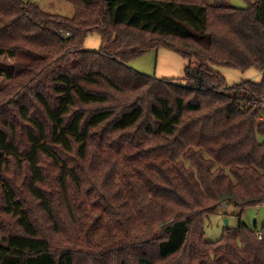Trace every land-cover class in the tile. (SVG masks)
<instances>
[{"label": "trees", "instance_id": "16d2710c", "mask_svg": "<svg viewBox=\"0 0 264 264\" xmlns=\"http://www.w3.org/2000/svg\"><path fill=\"white\" fill-rule=\"evenodd\" d=\"M65 1L71 19L0 0V56L17 63L0 209L22 229L0 235V264H264V225L241 219L264 207V79L229 87L219 70L264 71V0ZM161 48L187 61L184 84L131 67ZM227 207L238 228L208 241L204 220Z\"/></svg>", "mask_w": 264, "mask_h": 264}, {"label": "rangeland", "instance_id": "374dc122", "mask_svg": "<svg viewBox=\"0 0 264 264\" xmlns=\"http://www.w3.org/2000/svg\"><path fill=\"white\" fill-rule=\"evenodd\" d=\"M23 1H32L41 6L46 12L51 14L61 15L67 18H73L75 11L74 7L66 2L65 0H23ZM251 2H256L257 0H250ZM226 5L237 7V8H246V0H228L225 2ZM102 47V38L101 35L94 33L90 34L85 41V48L90 51H99ZM25 59V57H22ZM16 61L14 58L7 55L0 56V91L10 84L11 80L8 77V74H13ZM188 65L179 54L169 51L167 49L161 48L158 51L154 50L149 53H146L131 64V67L134 70H137L141 73L146 74L147 76L157 78L160 80L174 79L179 84H184L185 77V68ZM222 70V69H221ZM224 76L227 79L229 87H233L236 84H240L244 81H253L260 82L264 79V71L260 72L257 69H251L246 72L225 68L222 70ZM9 100L2 101L0 99V111H12L15 113V108L7 105ZM16 114V113H15ZM261 117L264 119V106L261 111ZM17 165H13L12 169L6 176L15 179V185L23 193L27 187L28 180L26 179L24 173L19 172ZM24 197H29L25 195ZM94 198V197H93ZM93 198H91L93 201ZM37 202L33 201L30 211L33 215L35 225L39 228V218L44 220V217L40 213V209L37 207ZM240 210L235 207H227L225 210H220L218 215L211 216L204 220V227L206 232V239L211 242H216L222 238L225 229L232 228L237 229L239 226V215ZM226 214V215H225ZM40 215V217H39ZM12 214H4L0 209V235L3 231L9 233H19L22 229L19 223H16V220L13 218ZM225 219L229 220V226L225 224ZM241 219L246 223L247 227L250 230H261L264 225V207L250 208L246 210L243 214L241 213ZM42 226H47L43 224ZM240 242V240H239Z\"/></svg>", "mask_w": 264, "mask_h": 264}, {"label": "built area", "instance_id": "2783aa9c", "mask_svg": "<svg viewBox=\"0 0 264 264\" xmlns=\"http://www.w3.org/2000/svg\"><path fill=\"white\" fill-rule=\"evenodd\" d=\"M65 35H68V34H62L61 36H65ZM258 237L260 240H262V238H263L262 232H258Z\"/></svg>", "mask_w": 264, "mask_h": 264}, {"label": "water", "instance_id": "95a60500", "mask_svg": "<svg viewBox=\"0 0 264 264\" xmlns=\"http://www.w3.org/2000/svg\"><path fill=\"white\" fill-rule=\"evenodd\" d=\"M225 224L226 226H228V219H225Z\"/></svg>", "mask_w": 264, "mask_h": 264}, {"label": "crops", "instance_id": "0c3cea01", "mask_svg": "<svg viewBox=\"0 0 264 264\" xmlns=\"http://www.w3.org/2000/svg\"><path fill=\"white\" fill-rule=\"evenodd\" d=\"M219 70L222 72V70H223V69H222V70H221V69H219ZM225 215H226V214H225ZM228 222H229V220H228ZM228 224H229V223H228ZM228 226H229V225H228ZM228 226H227V227H228Z\"/></svg>", "mask_w": 264, "mask_h": 264}]
</instances>
